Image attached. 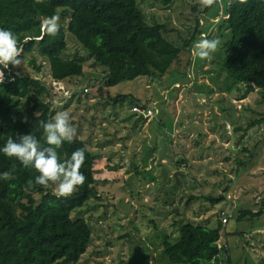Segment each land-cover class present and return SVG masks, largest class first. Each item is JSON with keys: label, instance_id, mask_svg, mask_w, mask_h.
I'll use <instances>...</instances> for the list:
<instances>
[{"label": "rangeland", "instance_id": "rangeland-1", "mask_svg": "<svg viewBox=\"0 0 264 264\" xmlns=\"http://www.w3.org/2000/svg\"><path fill=\"white\" fill-rule=\"evenodd\" d=\"M137 2L146 20L164 24L169 30L166 36L181 47L178 60L163 76L122 82L109 88L107 97L97 92L105 85L106 69L73 35L67 34L68 46L62 54L64 58L85 56L84 74L62 80L74 94L66 98L58 94L52 105L55 113H69L75 137L85 140L96 154L98 196L73 212L74 218L85 217L93 227L92 241L76 264H169L163 255L164 232L175 231V222L207 224L210 220L215 227L216 213L224 203L215 207L207 197L219 196L225 186L242 198L237 202L242 208L264 209V126L245 129L264 113V90L247 89L241 98L238 88L228 89L232 78L224 67V40L218 25L226 17L225 0H211L208 11V0ZM197 15L203 28L208 25L200 38L219 41L215 52L204 59L192 54L195 43L185 44L195 32ZM34 53L43 65L40 72L26 59L9 65V70L53 85L47 57L38 50ZM123 93L156 107L157 118L133 114L132 95L114 100ZM176 171L182 173L179 183ZM49 187L53 191L55 185ZM259 223H264V215L240 221L234 216L227 224L234 263L249 259L250 252L243 247L246 238L237 232L248 231L254 244L249 249L264 264V239L256 241L259 233L254 228Z\"/></svg>", "mask_w": 264, "mask_h": 264}, {"label": "trees", "instance_id": "trees-1", "mask_svg": "<svg viewBox=\"0 0 264 264\" xmlns=\"http://www.w3.org/2000/svg\"><path fill=\"white\" fill-rule=\"evenodd\" d=\"M225 13L218 25L224 40V67L232 78L228 89L238 88L245 98L247 89L264 90V0H225ZM53 15L60 20V27L49 35L41 21ZM202 24L197 15L195 32L185 39L186 45L196 43L207 30L208 25L203 28ZM0 27L17 35L18 46L23 49L20 59L40 72L43 65L34 53L38 50L47 57L52 76L65 81L84 74L85 56H62L68 46L67 34L73 35L106 69L105 85L97 92L107 97L109 88L122 82L163 76L181 53L180 45L166 36L169 30L164 24L146 20L137 0H0ZM29 53L32 56L28 57ZM5 70L0 81V145L9 136L27 133L43 142L40 122L55 114L54 102L47 101L51 89L38 76ZM128 95L132 94L123 93L114 100H126ZM130 99L133 104L141 103L134 95ZM255 125L264 126V113L251 119L245 129ZM76 148L85 149L80 167L85 180L59 199L50 189L51 183H35L34 169L0 153V172H12L11 179H0V264H76L86 253L93 227L85 217L74 218L73 212L98 196L96 154L78 137L71 143L64 142L58 153L62 159L67 158ZM231 190L225 186L219 196H205L215 207L224 203L216 213L215 227L210 220L207 224L175 222V231L164 232L163 255L169 264H250L233 263L225 252L229 245L221 244L222 235H226L227 224L234 216L238 221L261 217L264 209L242 208L237 204L242 198L233 196ZM242 235L250 240L251 234Z\"/></svg>", "mask_w": 264, "mask_h": 264}, {"label": "clouds", "instance_id": "clouds-1", "mask_svg": "<svg viewBox=\"0 0 264 264\" xmlns=\"http://www.w3.org/2000/svg\"><path fill=\"white\" fill-rule=\"evenodd\" d=\"M41 24L49 35H54L60 27L55 15L44 17ZM218 43L215 38L201 37L193 45L192 54L201 59L208 58L215 52ZM20 56L17 35L11 29L0 27V69H6L9 65H20ZM3 78L4 73L0 70V81ZM40 127L43 142L30 133L9 136L0 145V153L6 157H14L24 167L34 169L37 173L34 177L36 184H54L53 194L58 199L66 197L84 183L85 176L80 167L85 160V149L76 148L67 158L60 157L58 149L61 145L64 142L71 143L76 136L70 115L66 111H57L49 120L41 121ZM11 177L10 171L0 172L2 180H9ZM32 182L29 180V184Z\"/></svg>", "mask_w": 264, "mask_h": 264}, {"label": "built area", "instance_id": "built-area-1", "mask_svg": "<svg viewBox=\"0 0 264 264\" xmlns=\"http://www.w3.org/2000/svg\"><path fill=\"white\" fill-rule=\"evenodd\" d=\"M6 69H9V68H6ZM3 71L4 73V77H5V72L6 70L5 69H0ZM55 78V77H54ZM63 82L62 80L60 79H53V85L49 84V82H46V85L51 89V95L47 98V101H53L55 102V99H57L56 95H63V98L69 96L70 95H73V90H71V87L70 86H66L65 84L62 85ZM63 87V88H62ZM85 92L86 91H89L88 87L85 88L84 90ZM72 92V94H71ZM61 97H59L60 99ZM131 111L138 116V118H147L148 120H151V118H156V116L158 115V111H156V107H148V106H145L144 104H141V103H134L131 105L130 107ZM227 220V218H225V221Z\"/></svg>", "mask_w": 264, "mask_h": 264}, {"label": "crops", "instance_id": "crops-1", "mask_svg": "<svg viewBox=\"0 0 264 264\" xmlns=\"http://www.w3.org/2000/svg\"><path fill=\"white\" fill-rule=\"evenodd\" d=\"M134 97H136V96H134ZM137 99H141V98H139V97H136ZM160 144V142L158 141V143H157V145H159ZM264 215V214H263ZM262 215V216H263ZM255 225V224H254ZM254 228H256L257 229V231H258V233H259V235H257V239H256V241L257 240H261L262 238L264 239V236H263V233H264V223H259V224H257ZM237 232H239V231H237ZM241 232H243V233H241V234H244V231H241ZM246 232H248V231H246ZM230 231L228 230V229H226V235H225V237H224V240L222 241V243L223 244H227V245H229V243H228V239H229V236H230ZM246 234H251L250 236H252V233L251 232H248V233H246ZM250 240H246L247 242H246V244L245 245H243V247L244 248H247L248 250H249V252H250V254H249V259H247L246 261H244V262H246V263H250V264H259V261H258V259L257 258H255V257H253V253H252V251L249 249L250 247H251V244H253V240L251 239V238H249ZM262 239V240H263ZM227 240V241H226ZM250 241V242H249ZM258 243V242H257ZM254 245V244H253ZM235 249H237V247H235ZM225 252H227L228 254H229V256L231 257V260L233 261V263H234V260H233V254H232V252H231V248H230V245L227 247V249L225 250ZM235 254H236V251H235ZM237 258V257H236ZM238 260V259H237ZM243 262V263H244Z\"/></svg>", "mask_w": 264, "mask_h": 264}, {"label": "water", "instance_id": "water-1", "mask_svg": "<svg viewBox=\"0 0 264 264\" xmlns=\"http://www.w3.org/2000/svg\"><path fill=\"white\" fill-rule=\"evenodd\" d=\"M179 174H182V173L180 171H176L174 173V176H175V178H176V180H177L178 183H179Z\"/></svg>", "mask_w": 264, "mask_h": 264}]
</instances>
